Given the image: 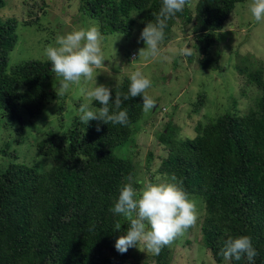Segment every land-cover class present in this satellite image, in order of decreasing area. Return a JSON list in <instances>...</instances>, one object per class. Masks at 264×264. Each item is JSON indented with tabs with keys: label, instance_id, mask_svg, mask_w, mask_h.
<instances>
[{
	"label": "trees",
	"instance_id": "16d2710c",
	"mask_svg": "<svg viewBox=\"0 0 264 264\" xmlns=\"http://www.w3.org/2000/svg\"><path fill=\"white\" fill-rule=\"evenodd\" d=\"M248 1L191 0L190 6L167 21L161 56L168 55L167 48L177 41L176 25L181 23L191 36L182 37L174 49H190L191 54L183 57L200 71H222L221 53L226 55V47L220 46L222 33L237 5ZM7 2L0 0V137L3 132H15L18 144H22L21 137L30 129L34 160L39 161L41 156L44 160L33 164L18 162L10 145L0 150V264H173L168 246L159 255L143 246L141 250L130 248L125 254L115 249V241L127 230L128 221L109 209L129 175L136 188L149 182H171L173 176L175 182H182L196 202V223L215 264H248L246 258L225 261L220 255L224 241L240 235L252 238L258 253L254 264H264L263 68L241 69L244 83L238 85L237 93L234 89L238 81L233 83L225 77L226 100L231 93L225 104L228 110L216 119L199 120L191 127L187 120L182 122L183 127L173 119L166 122L163 130L157 132L166 156L153 171V153H149L147 166L141 172L134 161L136 138L146 125L139 124L145 115L141 97L124 102L126 125L96 120L87 125L76 115L65 124V108L61 106L56 111L57 129H37L35 120L52 101H61L60 95L47 87L48 80L56 74L48 60H28L14 66L9 61L18 43L20 25L41 28V20L49 14L52 2L16 0L15 5L26 12L27 19L18 14L2 16ZM75 2L80 14L99 24L103 36H128L140 23V37L146 24L154 21L153 13H159L162 7V0ZM237 50L231 53L232 58ZM133 58L138 55L130 54L129 60ZM132 72L135 70L123 72L119 88H111L113 100L115 90L127 93ZM248 85L258 88L261 98L244 111L237 94ZM199 101L196 111L203 107L205 97H199ZM81 103L78 101L77 107ZM100 106L93 101V107ZM166 110L155 104L150 112L161 117ZM185 125L190 128L188 132L184 131ZM48 160L53 167L41 171ZM117 222L122 226L119 232L115 229Z\"/></svg>",
	"mask_w": 264,
	"mask_h": 264
},
{
	"label": "rangeland",
	"instance_id": "374dc122",
	"mask_svg": "<svg viewBox=\"0 0 264 264\" xmlns=\"http://www.w3.org/2000/svg\"><path fill=\"white\" fill-rule=\"evenodd\" d=\"M54 1L49 0L52 4L49 14L41 20V28L35 25L28 27L20 25L16 33L18 43L10 54V66L34 59L45 61L47 60L44 55L45 49L48 45L55 44L57 35H64L73 29L96 23L88 16L78 12L75 0ZM250 3L251 0L237 5L227 23L230 26H227L222 33L220 46L222 49L226 47L227 53L226 55L225 52L221 53L223 70H217L216 73L209 70L200 71L194 63L183 57L184 54H181L179 49H174L182 37L191 36L186 34L188 28L181 23L176 25L178 37L175 40L177 41L171 43L167 48L168 55L143 57L133 65H131L132 59L129 60L130 54L138 55V49L145 47L144 42L139 40L140 23L128 36L124 34L104 36L105 39L101 43L104 60L101 67L94 69L93 73L98 84H105L113 88L116 86L117 80L119 84L121 83L123 72L140 71L151 80V87L147 90V94L154 99L156 105L167 109V113L164 111L165 113H161V117H157L156 114L149 111L139 122L141 126L146 124L136 138L134 153V161H136L138 169L143 170L141 172H144V168L147 166L146 160L149 153H153V162L150 165V169L153 171L159 168L161 158L166 156V151L157 138V132L163 130V125L166 122L173 119L172 121L183 127L182 122L187 120L191 127L199 120L216 119L228 110L225 104H228L231 93L227 94L228 100H226L225 77L233 83L238 81L234 89V92L237 93L238 85L244 83L243 77L239 74L241 69L253 71L261 67L264 71V21H255L250 12ZM15 4L16 0H9L6 7L2 9L1 15L7 17L18 14V16L27 19L26 12L20 11V8ZM236 48H238V54L232 58L231 53ZM47 87L53 94L60 95L61 101H52L39 120H35L34 125L38 126L37 129H40L41 132L57 129L59 117L56 111L61 106L65 108L63 113L65 124L71 121L72 116H79L77 102H85V92L90 87V83L85 82L82 78L79 85H71L68 90L61 91L59 78L55 75L48 80ZM202 96L205 97L204 105L201 109L199 108V111H196V106L200 103L199 97ZM237 97L240 108L242 105L243 110L246 111L258 103L261 92L258 88L248 85L244 91L237 94ZM164 116L167 118H163ZM44 118L49 121L45 122ZM149 119L153 121L148 123ZM188 129L190 128L185 125L184 131L188 132ZM29 130L21 137L22 144H18L19 139L15 132L13 134L3 132V136L0 137V150L2 148L4 150L7 145H10V151H14L19 157L18 162L42 163L40 159L39 161L34 160V148ZM39 136L40 134L37 133V137ZM6 160L9 161L8 158ZM12 161L16 160L12 159ZM146 178H149V174L146 175ZM168 247L172 251L173 264H215L204 246L197 223L190 230H186L183 235L178 236ZM130 264L132 263L130 262Z\"/></svg>",
	"mask_w": 264,
	"mask_h": 264
},
{
	"label": "clouds",
	"instance_id": "9594fccd",
	"mask_svg": "<svg viewBox=\"0 0 264 264\" xmlns=\"http://www.w3.org/2000/svg\"><path fill=\"white\" fill-rule=\"evenodd\" d=\"M190 4L191 0H162L159 13H153L154 21L148 22L141 32L139 40L144 42L145 47L138 49V59L133 58L131 65L140 58L156 57L160 54L167 21L183 12ZM249 8L255 21H264V0H251ZM104 39L99 24L94 23L73 29L64 35H57L55 44L48 45L44 55L51 62V71L59 78L61 91L68 90L71 85H79L82 78L90 83L85 92V102L78 109L82 123L88 125L90 121L96 120L104 124L126 125L128 113L123 108L125 101L141 97L145 113L155 107L154 99L147 94L151 80L140 71L132 72L127 93L115 90L113 100L112 89L108 85L98 84L93 75L94 69L101 67L104 60L101 49ZM181 54L190 55L191 50L182 48ZM118 88L117 80L116 89ZM93 101L101 106L93 107ZM40 160L43 161L44 157L41 156ZM51 167L53 163L48 160L47 164H42L40 170ZM126 180L128 182L119 188L114 206L109 209L128 221L127 230L115 241V249L120 254L127 253L130 248L138 247L141 250L143 246L147 251L159 255L165 246L170 245L197 222L196 202L183 188L182 182H175L174 176L171 182H149L140 188L133 186L131 175ZM121 227L119 222L115 224L117 232ZM257 254L252 238L248 235L229 237L220 251L225 261H241L246 258L248 264H254Z\"/></svg>",
	"mask_w": 264,
	"mask_h": 264
}]
</instances>
